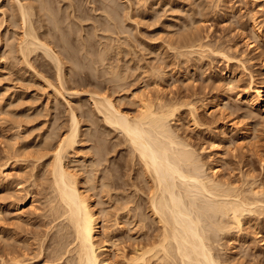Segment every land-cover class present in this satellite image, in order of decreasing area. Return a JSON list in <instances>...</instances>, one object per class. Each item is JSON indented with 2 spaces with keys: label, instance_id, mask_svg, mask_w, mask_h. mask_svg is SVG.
<instances>
[{
  "label": "rangeland",
  "instance_id": "374dc122",
  "mask_svg": "<svg viewBox=\"0 0 264 264\" xmlns=\"http://www.w3.org/2000/svg\"><path fill=\"white\" fill-rule=\"evenodd\" d=\"M76 1L77 5L80 4L79 9H81V6L85 7V4H88V7L86 5L87 8L82 9L84 12L85 9H87L86 11L88 13H90V10H93L91 12L93 21L88 19V21L84 20V23L77 18L71 20V17L67 20L66 14L62 12H66L68 10L67 8H69L70 11L71 3L77 6ZM96 1H98V3ZM99 1L100 4L103 3V5L99 6ZM110 1L113 0H106L107 4L104 3V0H92V3L89 1L87 2V0H82L81 2L78 0H75V2L74 0H62V2L59 3L61 6L56 0L53 2L51 1V8L54 9L55 7L56 10H60L58 15L61 13V16H66L63 18L65 21L62 22V25L64 27H67V24L68 26L70 25L68 29L65 28V31L67 30L69 33L68 35H70L71 32L72 37L70 38L71 35L69 36L70 42L74 41V43H77V48L73 44L71 46H73L72 51H78L79 53V58L76 62L79 65H75V67L78 66V69L76 67V70L74 71V67H72L74 63L69 62V65L66 66L71 70L68 69L70 71L68 72L69 76L71 77L70 73H73L75 76V72L77 71L76 74H83L88 77L86 78L83 75H80L83 79L85 78V80H83L80 76L78 78V75H76L77 82L79 83L75 86L72 83V80H69L66 84H69V86L72 84L73 88L79 90L78 94L77 96L74 94L75 96L73 95L71 98L68 94H66L65 98H62V95H60V98L59 95H54L55 92L53 90V85L44 82V78H47L48 80L51 79L50 81L54 85L59 84L57 83L56 71L53 67V63L49 64L52 61L48 63L50 60L45 57L44 61L47 60L44 62L42 60L44 55L41 53V56H43L42 59H40L41 57H35V62H38H32L33 64H29L31 67H28L29 65L27 62H24L23 58H21L22 56L18 55L19 52L16 51L17 46L14 45H16L15 39L18 36L16 33L20 32V25L19 29L18 26H14L18 25L16 22L17 15L12 16L15 10L17 13L18 6H14L16 3L14 0H0V24L7 23L0 26V54L2 55H0V165H3V163L10 164L8 169L11 174V177L7 182L2 183V180H0V249L2 248L1 246L10 248L12 245H24L30 242L31 245L35 241L36 236V238L41 239L39 241H42V239L45 240V245L47 244V241L49 244H55L56 238L54 239V235L51 236V234H53L54 231L56 233V230L53 228L54 231L49 230L50 235H48V237L46 235L48 234L47 228H49V226L46 225V220L48 218L45 216L48 211L47 197L49 198L48 194L51 192L49 190L51 175H49V171L47 170L49 166L47 167L46 164L53 154L52 151H54L52 149L53 147L50 149L47 145H50L51 143L52 146H54L60 136L66 134L69 126L70 111L71 109H74L80 116L79 118L82 122L80 124L81 133H79V137L77 138L79 140L78 143L74 148L69 150L66 162L70 165L71 169L78 174L77 176L80 186L84 192L88 191L86 193L91 196L90 199L94 202L98 214H102H100V217L102 216L101 220L103 219L101 224L103 223L102 225H105L106 228H104L110 236H106L108 235L106 233H100L98 236V240H100L99 242L103 243L102 240L105 238L107 239L108 237H112L108 238L109 242L114 239L113 241L115 243L111 241V243H109L111 246H107L110 251H105L106 254L108 252V255H106L105 252L101 255L104 257L112 256L111 258L113 260L118 259V264H140L137 261H134L135 263L126 262L130 256L133 257L135 255L133 250L137 246H142L147 237L143 232L148 230V228H146L148 225L144 228V231L141 227L140 221L138 222L139 217L136 213L137 211L140 213L145 211V214L147 213V219L150 222L154 216H152L150 209H146L145 207L144 209L142 208L143 210H139L141 208H138L137 210L134 209L136 211L131 210L130 213H127V209L124 207L126 206L124 205V197L126 196L127 198L128 195L132 200H138V195L141 192L138 194V192H136L137 190L135 191L134 187L130 185V182H136V172L141 165L137 164L138 160L136 157L134 160H131L132 153L131 149H129L131 147H129L128 142L125 141L123 133H120L119 130L114 129L113 127H109L107 122H105L107 123L106 125L104 119H102L103 117L100 115L101 113H97L95 108H93V92L95 94L97 93V95L99 94V97L102 94L104 95V93L109 94L115 99L117 106H122L121 109H125V111L129 112L131 115H134L139 111L141 99H144L142 102L147 100L146 102L161 103L162 105H160L162 106V109L173 107L174 109H172L175 111V116L172 120L173 124L171 123V126L180 134L183 140L189 141L195 148H197V152H200L199 156L208 166L207 172L210 176L224 181L226 180L229 183L231 182L230 184L233 183V186L237 185L243 189H247V187L249 188L254 178L257 181H263L264 183V113L259 107L252 109V111L250 110L251 112H254L249 113L250 107L247 102H245V99L240 102L237 99L236 94L237 92L244 93L245 90H247L250 84L251 75L254 77L256 84L264 83V57L263 54L261 55L260 53V51L262 52L264 49V39L260 37L257 38L258 36L256 37V34L253 33L254 25L259 23L264 26V0H114L113 3L111 2V5ZM12 2L14 3L12 4ZM34 3H36V1H34ZM38 3L39 2L36 4ZM55 3L58 6L55 5ZM65 5H67V7H65ZM92 5L93 7H91ZM115 5L117 7L113 9L112 7H115ZM56 6L58 8H56ZM94 6L96 11L93 9ZM63 7L65 9H62ZM103 7L105 10L102 11ZM2 9L5 10L7 17L6 15L3 17L4 12L2 13ZM112 10H116V15H114L115 13ZM104 11H107L106 14ZM109 11L110 13H108ZM107 13L110 14V16L113 15V17L111 16L112 18H110L108 16L110 19H107L106 21L105 15L107 16ZM127 15L130 16L127 17ZM3 19L5 22H3ZM111 19H114L116 22ZM14 20L16 24L14 23ZM75 20L79 21L78 24H81L82 26L76 24L77 22ZM108 20H111L114 24L118 23L120 26L115 24V26L117 25L118 27H114L111 21L108 23ZM90 21L92 24H90ZM102 21H104V24ZM11 22H13V25ZM64 22L65 25L63 24ZM99 23L103 25L104 29H102L101 26L98 27V25H100ZM105 23L108 24L106 25ZM96 24L98 29L100 28L98 31H96ZM109 24L112 25H110L111 29ZM89 25H91V28L93 27L95 31L92 30L93 28L90 29ZM73 26L76 27L73 28ZM112 27H114V29H112ZM69 28L71 29L69 30ZM87 28H89L90 31H87ZM115 28H119V30H117V33L119 32L118 35ZM72 29L73 32L71 31ZM107 29L115 31L112 33ZM75 30H79L80 33L84 32L85 34L82 33L81 35H84L83 37H85V39L79 33H76ZM188 30L189 32L193 31L195 37L198 36L196 38L203 40L201 42L205 44L207 43L211 46V49H207V47L203 52L204 54L200 50L197 51L202 54H199L198 52H195L196 54L194 52H189V54L187 53L185 56L178 54L177 51L182 47L180 45H183L182 43L185 42L181 35L184 32H188ZM73 33H75L76 36H79V38L76 37L75 34L73 36ZM80 37L85 41L80 39ZM86 37L92 39L90 40V38L87 39ZM113 38H115V40ZM181 38L182 40H180ZM83 41L88 44L86 53L88 52L87 55L90 57H87L86 53L84 57L85 49L83 50V48H81L82 50L80 51V46ZM115 41H117V44L114 45ZM89 44H91V46ZM177 45L180 47H177ZM12 46H14L13 50H15L14 52H9V49H11ZM104 48H108V52L110 49L114 52L111 50L109 55L107 52L106 54L108 57L104 54L103 58L101 53ZM184 48L185 47H182L183 50L181 49V51L187 50ZM95 49L96 52L94 54L93 52ZM223 49L228 50L231 55L229 61L225 60V57L222 58V56H220V50ZM216 51L218 54H216ZM89 52H92L93 54L91 55ZM91 56L96 60L92 59ZM96 56L98 57L96 58ZM201 56L203 57L201 58ZM2 57L3 59H1ZM105 57L107 58L106 60H104ZM98 58L100 59L97 60ZM80 59L81 62H83L84 68L79 61ZM84 60H87L85 64ZM102 60L103 62H101ZM98 61L100 62L98 63ZM80 65L82 67H80ZM94 66H96L97 70ZM29 68H32V70H29ZM110 68L111 71L114 69L115 71L113 72L119 73L121 78L123 76V79L121 80H124V78L126 79L124 80L126 84L120 83L122 87L124 86L123 88L118 87V81L115 84L117 78H114V80L111 78V74H113L112 77H114V73L109 72ZM88 69H90V72ZM107 71L109 72L108 74ZM106 74L109 76L108 78H106ZM40 76H44V78L41 77L43 78L41 79ZM74 76L73 78H75ZM231 78L235 79V85H233V88L226 86V82ZM112 80L113 84L111 83ZM121 80H119V82ZM79 84L80 86L82 84V86H77ZM49 86L51 88H49ZM115 86L118 88L116 87V89ZM97 95L95 96L98 97ZM62 99H64V101ZM193 105L196 106V120H193L194 114L190 112V108ZM226 131L231 132L229 138H226L224 135ZM46 142H49V144H45ZM43 145L47 146L46 148L44 146V148L48 151L45 149L43 151L48 152V156L43 160L41 159L42 161L36 160V156H38L39 151H42L40 149H42L41 147H43ZM99 149L101 153L103 151L104 156H101L102 164L98 166L99 164L97 163L96 165V167L98 166L99 171L96 169L97 171L94 170L93 173H86V170L90 169V166L92 169L91 162L95 159L94 157L98 158ZM49 151L52 153H49ZM36 163L37 165L35 166ZM108 166H111L110 169H108ZM104 176H107L108 178L111 176L113 180L115 179L114 183L116 182L117 184V189L113 188L110 191L111 193L109 196V192H104L105 189L101 185V180ZM90 181L92 182L91 185ZM244 181L246 182L244 183ZM93 190H95V192ZM27 192L30 193L31 198L26 201L25 208L16 211L12 204V200L18 198V196L24 198V195H26ZM144 196L145 195L141 194V198H144ZM136 201L130 205L132 207L135 206ZM100 210L102 211L99 212ZM126 214L129 215L127 216ZM157 224L158 223L156 222L154 225ZM104 228H102V232ZM230 229L231 230L223 231L224 234L221 235L217 243H214V245H218L217 248H215L219 251L217 253H220L224 258L229 259L233 255L231 257V264H264V213L260 215L257 213L256 216L255 213H251L250 215L247 213L240 229L235 226ZM37 232L40 235H38ZM147 232L148 231H146L145 234ZM143 235L145 236V239L143 238ZM44 237L47 238L45 239ZM15 241H17V244H14ZM112 242L116 245L112 244ZM32 246L35 248L39 245L33 244ZM45 252H48V250ZM45 260V255H42L40 258L41 263H39L46 264V262H43ZM158 262L160 263L157 264L167 263V261L166 263H164L165 261ZM36 263L39 264L38 261L31 264ZM149 264H152V262Z\"/></svg>",
  "mask_w": 264,
  "mask_h": 264
},
{
  "label": "bare ground",
  "instance_id": "6f19581e",
  "mask_svg": "<svg viewBox=\"0 0 264 264\" xmlns=\"http://www.w3.org/2000/svg\"><path fill=\"white\" fill-rule=\"evenodd\" d=\"M14 1H16L14 6H18L17 7V13L15 10V12H13V14H12V16L17 15L16 22L18 25H14V26L15 27L18 26V29H19V25H20V29H19L20 32H18V33L15 32L16 34H18V36L15 39L16 45H14V46H17L16 51L19 52L18 55L22 56L21 58H23L24 62H27L28 65L29 64L31 65V64H33L32 62L36 61L35 57L36 58L41 57L40 59H42L43 56H41V53H43L42 54V55H44V57L42 59L43 61H44L45 57L48 60H50V61H48V63L52 61L49 64L53 63V67L56 71L55 73H56L57 83H59V84L54 85L50 81L51 79L48 80L47 78H44V76H40V78L43 77L45 80V81L44 80L43 81L45 83L47 82V84L53 85V87H54L53 90L55 92L54 95H59V96L62 95V98H65L66 94H68L70 98L74 94H76V96H77L79 90L73 88L72 84H70L72 87L69 86V84L68 85L66 84V83H68L69 80L70 81L72 80V83L74 84V86L77 83H79V82H77V76H76V75H78V74H76L77 71L75 72V76L73 75V73H70L71 74V77H70L68 72H70L71 70L66 67L67 65H69V62H71V63H74V65L72 66V67H74L73 68L74 71L76 70V67L78 69V66L75 67V65L76 64L79 65L78 63H76L78 58H79L78 57L79 53H78V51L77 52L72 51L73 46H71L73 44L77 48V43H74V41L73 42L71 41L72 43L70 42L69 36L71 35V32H70V35H68L69 33L67 32V30L65 31V28L68 29V27L70 25L68 26V24H67V27H64L62 25V22L65 21V20H63V18H65L66 16H67V20L70 17H71V20L73 18L74 19L77 18L79 21H83V22H84V20L88 21V19L92 20L93 16H92L91 12L93 10L91 11L88 8L90 10L89 11L90 13H88L86 11L87 9H85V12H84L82 8H87L88 4H85V7L81 6V9H79L80 4L77 5V1H76V5L78 6V8H77V6H75L71 3L70 4V7H71L70 11H69V8H67L68 9L67 11L64 10L66 12L61 11L62 13L66 14V16L63 17V16H61L62 15L61 13L59 14L60 16L58 15V12H60V10L59 11L56 10L55 7H54L55 10L51 8V5H52L51 1L53 2L54 0H50V1L49 0H33V2H32V0H29V1L28 0H14ZM34 1H36V3L37 2H39V3L36 4V3H34ZM78 1L81 2L82 0H78ZM83 1H85V0H83ZM88 1L92 3V0H87V2ZM104 1H105L104 3L107 4L106 0H104ZM113 1H110V5H111V2L113 3ZM56 2L59 4L60 2H62V0H56ZM74 2H75V0H74ZM96 2L98 3V1H96ZM13 3L14 2H12V4ZM84 3H82V4H84ZM144 3H145V1H144ZM99 4H100V1H99ZM55 5H57V4L55 3ZM86 5H87V7H86ZM90 5H89V7H90ZM101 5H103V3H101L99 6H101ZM57 6H56V8H58ZM65 7H67V5H65ZM91 7H93V5ZM104 7H103L102 11L105 10ZM107 7H108V5H107ZM116 7L117 6L115 5V7L113 6L112 8L114 9ZM99 8H101V7H99ZM99 8H97V9L100 10ZM112 8H110V9H112ZM62 9H65V8L63 7ZM93 9L96 11L95 6ZM137 9H138V7H137ZM110 11L108 13H110ZM112 11H114V13H115L116 10H112ZM104 12L106 14L107 11H104ZM2 13L4 14V15L2 14L3 17H5V15H6L5 10L2 9ZM100 14H101V12H100ZM114 15H116V13ZM130 15H127V17ZM108 16L110 18L113 17V15H111L112 16L111 17L110 14H108L107 16L105 15L106 21H107V19H110V18H108ZM6 17H7V15H6ZM96 18H97V16H96ZM114 19H111V20L114 21ZM79 21H76L77 22L76 24H78ZM110 21L108 20V23H110ZM112 21H111V23H112ZM3 22H5L4 19H3ZM16 22L14 20L15 24H16ZM96 22H97V20H96ZM102 22L104 24V21H102ZM114 22H116V21H114ZM114 22L112 24L114 25V27H116L117 25L115 26V24H118V23L114 24ZM193 22H190V23H193ZM108 23H105V24L107 25ZM2 24H4V23H2ZM2 24H0V26ZM5 24H7V23H5ZM11 24L13 25V22H11ZM63 24L65 25V22ZM87 24H88V22H87ZM90 24H92L91 21H90ZM72 25H74V24H72ZM110 25L111 24H109V27H110ZM89 26H90V29L93 28V27L91 28V25H89ZM89 26H87V27H89ZM100 26L102 29H104L103 25H101V24L98 25V27H100ZM75 27L76 26H73V28H75ZM96 27H97V24H96ZM98 27H97L96 31L100 30V28L98 29ZM114 27H112V29H114ZM79 28H81V27H79ZM18 29H17V31H18ZM70 29L71 28H69V30ZM110 29H111V27H110ZM110 29H107V30H110ZM115 29H116V33H117V30H119V28H115ZM120 29H121V27H120ZM185 29H187V28H185ZM188 29H189V27H188ZM253 29H254L253 33L256 34L255 36L256 37L258 36L257 38L260 37V38L264 39V26H262L258 23L257 25H254ZM5 30H6V28H5ZM79 30L78 31L75 30L76 33H79L80 35L82 33H84V32L80 33ZM86 30L88 31L89 28H87ZM92 30H94V28ZM127 30H129V29H127ZM71 31L73 32V29ZM110 31L113 33V31H115V30H110ZM108 33H110V32H108ZM118 33H117V35H118ZM7 34H9V33H7ZM10 34H12V33H10ZM74 34L75 33H73V36H74ZM75 36H76V34H75ZM96 36H97V33H96ZM110 36H112V35H110ZM71 37H72V35L70 36V38ZM76 37L79 38V36H76ZM82 37H80V39L84 40L85 37H83L84 39ZM181 37L183 38V40L185 42L184 43L181 42L183 45H180V46L185 47L187 50L181 51V49H182V47H181L180 50L177 51L178 54H180V55L185 56V54L187 55V53L189 54V52L190 53L198 52L200 54L201 52H199L197 50H200L203 53L207 47H208L207 49H209V48L211 49V46H209L207 43L205 44V43L201 42L203 40H201L200 38H196L198 36L195 37V34L193 31L189 32V30H188V32H184L181 35ZM89 38H87V39H89ZM182 38L180 40H182ZM91 39L92 38H90V40ZM113 39L115 40V38H113ZM17 40H18V43H17ZM2 41H3V39H2ZM4 41H6V40H4ZM84 41L82 42V44L80 43L81 46L79 45V43H78V45L80 46V51L82 50L81 48H83V50L85 49L84 50V57H85V53L87 51L86 49L88 48V44L85 43ZM117 41H119V40H117ZM117 41H115L114 45L117 44L116 43ZM75 42H76V39H75ZM101 43H102V41H101ZM91 44H92V42H91ZM91 44H89V45L91 46ZM106 45H107V42H106ZM133 45H135V44H133ZM14 46H12L11 49L8 48L10 50V51L9 50L8 51L14 52V50H15V49L13 50ZM180 46L177 45V47H180ZM251 46H253V45H251ZM4 47H5V45H4ZM101 47H102V45H101ZM131 47H132V45H131ZM111 48H112V46H111ZM78 49H79V47H78ZM112 49H110V51ZM221 49H222V47H221ZM89 50H91V49H89ZM108 50H109L108 48L102 49L101 55L103 58H104L103 55L106 54L108 52ZM223 50H220L221 51L220 56H222V58L225 57L226 58L225 60L229 61V59H231V55L229 54L228 50H226V49H223ZM131 51H133V50H131ZM92 52H89V53H91V55L93 53L95 54L96 49L93 53ZM109 52H108V55H109ZM87 53H86V56L88 57L89 55H87ZM99 53H100V51H99ZM260 53H261V55L263 54V57H264V49L262 50V52L260 51ZM2 54H4V53H2ZM216 54H218L217 51H216ZM11 55H12V53H11ZM108 55H107V57H108ZM6 56H7V54H6ZM93 56H91V58ZM203 56H201V58ZM97 57L98 56H96V58ZM13 58H15V57H13ZM1 59H3V57ZM92 59H94V58H92ZM99 59L100 58H98L97 60H99ZM106 59L107 58L105 57L104 60H106ZM88 60H89V58H88ZM94 60H96V59H94ZM124 60H125V58H124ZM17 61H18V59H17ZM79 61L81 62V59ZM84 61H85L84 62V64H85L87 62V60H84ZM37 62H35V63H37ZM99 62L100 61H98V63ZM101 62H103V60ZM129 62H130V60H129ZM196 62H197V60H196ZM48 63H47V65H48ZM81 63L80 64L83 66V62H81ZM104 63H105V61H104ZM22 64H23V62H22ZM39 64H41V63H39ZM43 64H42V66H43ZM30 65L28 67H31ZM81 65H80V67H82ZM94 67L96 68V66H94ZM32 68H33V66H32ZM32 68H29V70L30 69L32 70ZM83 68H84V66H83ZM90 69H88L89 72H90ZM102 69H104V68H102ZM96 70H97V68H96ZM108 71H107V74L109 72H113L115 70L113 69V71H111V68H110V71L109 72ZM118 72H119V69H118ZM95 73H96V71H95ZM113 73H114V77H112L113 74H111L112 76L111 75L110 76L113 80H114V78L118 79V80L117 79L115 80V84L117 83V81L119 83L118 87H122L121 84H126L124 82V80H126L125 78H124V80H121V79H123V76L121 78V75L119 73H115V72H113ZM84 74H86V73H84ZM107 74H106V76H107ZM80 75H78V78ZM73 76L76 79L73 78ZM83 76L86 77V75H83ZM108 77L109 76H107L106 78H108ZM43 78H41V79H43ZM81 78L83 79V77H81ZM86 78H88V77H86ZM96 78H97V76H96ZM53 79H54V77H53ZM250 79H251L250 84H249V87L247 88V90H245L244 93H241V92L236 93L237 99L240 102L245 99V102H247L248 106L250 107L249 111L250 110L252 111V109L259 107L261 109V111L264 113V83L256 84L254 77L252 75H251ZM83 80H85V78ZM113 80L111 81V83L113 82ZM119 80H121L123 83L121 81L119 82ZM78 81H80V80H78ZM234 82H235V79L231 78L230 80H228L226 82V86L233 88V85H235ZM69 83H71V82H69ZM77 86H80V84ZM81 86H82V84H81ZM106 87H108V86H106ZM116 87L117 86H115V88ZM49 88H51V87L49 86ZM97 89H99V88H97ZM228 90H229V88H228ZM85 91H86V89H85ZM95 95H97V93L95 94L93 92L92 93V100H93V105H94L93 108H95L97 113H99V114L101 113L100 115L103 117L102 119H104V123L107 122L109 124V127H113L114 129L119 130L120 133H123V135L125 137V141H127L129 144L128 146L131 147V148H129V149H131V153H132V155L130 154L132 156L131 160H134L136 157L138 160L137 164L141 165V166H139V168L137 169V172H136L137 173L136 182L135 181L130 182L131 183L130 185L132 187H134L135 191L137 190L136 192H138V194L141 192L138 195L139 201L136 199L137 200V201L135 200L136 205L132 207L131 203H133L135 201L132 200L131 198H129L130 196L127 195V198H126V196L124 197V202H125L124 205H126L124 207L127 209V213H130V211L131 210L133 211L134 209L137 210L138 208H141L139 210H143L145 207L146 209H150V212H152V216H154V218L151 219V222L153 223V225H152V223L147 219L148 217L146 216L147 213L145 214V211H142L141 213L139 211H137V213L135 212L136 215H138V217H139L138 222L140 221V224H141V227L143 228V230L148 225V227H146V228H148V230H146L148 232L146 234H145V232H146L145 230H144L145 232H143L144 235H146L147 237H146V240L143 242V244L141 243L142 246L140 245V246H137L136 248L134 247L135 249L133 250V252H135L134 253L135 255L133 257L130 256V258L132 257L131 260L129 257H128L129 259L127 261L125 260V258H124V260L127 263L137 261L140 264H149L150 262H152V264L160 263L158 261H163V262L165 261L164 263H166V261H167L166 264H231V262H232L231 257L233 255L230 257V259L224 258L222 254L217 253L219 251H217L215 248H217L218 245L216 246V245H214V243L215 242L217 243V241L219 240L221 235L224 234L223 231L231 230L230 228L231 227L233 228V226L238 227L240 229L243 225V219L245 218L247 213L249 215L251 213H255V216L257 213L259 215L264 213V183H263V181L259 182V181L255 180V178H254V180L252 181L249 188L247 187V189H245V188L243 189L242 187H238L237 185L233 186L232 185L233 183L230 184L231 182L229 183L226 180L224 181L222 179H218V178L210 176L207 172L208 166L199 156L200 152H197V148H195L189 141L183 140L181 138L180 134L171 126L172 120L175 116V111L173 110L174 109L173 107H172L173 109L168 108V107H167L168 109H162L161 103L157 104L154 102L153 103L152 102H146L147 100L142 102V100H144V99H141V100L139 99L141 101V104H140L141 106H139L140 109L136 114L131 115L129 112L125 111V109L124 110L121 109L122 106L121 107L117 106V104H116L117 102L109 94L104 93V95L102 94V95H100V97H99V94L97 95L98 97H96ZM60 98H61V96H60ZM62 100L64 101V99H62ZM65 103H67V102H65ZM230 104H231V102H230ZM70 105H71V103H70ZM77 108H78V106H77ZM190 110H191L190 112H192L194 114L193 120H196L197 119V116L195 117V113H197L196 112V106L195 105L191 106ZM251 111L249 113L254 112V111L253 112H251ZM93 114H92V116H93ZM69 116H70L69 126L67 128L66 134L61 135L57 142H55L56 141L55 140L54 142L56 144L54 146H52L51 143H50L51 146L47 145V146H49L48 148H50V149H51V147H53L52 149L54 151H52L53 154L50 157V160L48 159V162L46 161L47 159L45 160L47 162V164H46L47 167L49 166L48 169L47 168L46 169L49 171V175H51V184H50V189H49L51 192L48 194L49 198L46 196L47 201H48L47 202L48 211L46 212L47 214L45 216L48 218L46 220L47 221L46 225L49 226V228H47L48 234H46V235L48 237V235H50L49 230L51 231L54 228L56 230V233L53 230L54 233L51 234V236L54 235V239L56 238L55 239L56 242L54 241L55 244L52 245V244H49L47 241V244L45 245V240L42 239V241H39L41 239L36 238L37 237L36 236L33 244L39 245V246H36L35 248H33V246H32L33 244L30 245L31 242L28 244L19 245L16 243L17 241L14 242V244H17V245H12L10 248H5L6 246L5 247L1 246L2 247L0 249V263L1 264H31V263L36 262V261H38V263H39L42 255H45L46 260L43 262H46V264H48V263H50V264H118L119 263L118 259L113 260L111 258L112 256L104 257L103 255H101L105 251L109 250V247H107V246H109L110 245L109 243H111V241H113L114 239L110 240V242H109L108 238H112V237H108L107 239L105 238L106 240L101 239L103 241V243L99 242L100 240H98V236L100 235V233L108 234L106 236H110V234L106 232L105 225L103 226L102 225L103 223L101 224V221L103 220V219L101 220L102 216L100 217L101 213L98 214V211L95 208L96 206H94V202L90 199L91 196L86 193L88 191L84 192L82 190L80 183H79V180H78V176H77L78 174H76L75 171L72 170L70 165L66 162V157H67V154L69 153V150L74 148L75 145L79 141L77 138L79 137V133H81L80 124L82 123L80 121V118H79L80 116L78 115V113L74 109H71ZM107 123H105V124L107 125ZM94 131H96V130H94ZM230 133L231 132L226 131V133H224L225 137L229 138L231 136ZM49 142H46L45 144H49ZM44 146H45V148L47 147L46 145H43V147H41L42 149H40V150L43 151L45 149ZM96 149H98V148H96ZM42 151L38 152V156H36L37 154L35 155L37 157V158L35 157L36 160L42 161L43 159H45L48 156V152H46L48 150L43 151V152ZM50 152L51 151H49V153ZM101 156H103V151L101 153L100 149H99L98 158L94 157L95 159H93L91 162L92 163V169L90 166L91 170L87 169L86 173L90 174L91 172L93 173L94 170L98 169V166H100V164H102L101 163L102 162ZM105 156H106V154H105ZM97 163L99 165L96 167ZM133 164H136V163H133ZM9 165L10 164H8V163H3V165H0V180H2V183L7 182L11 177L10 176L11 174L9 173V169H8ZM36 165H37V163L35 164V166ZM108 167H105V168H108ZM110 167L108 169H110ZM84 168H85V166H84ZM98 171H99V169H98ZM111 176H110V178H108L107 176H104L101 180L102 181L101 185L105 189V190L104 189H102V190H104V192L105 191L109 192L108 196L111 193L110 191L113 188L117 189V184H116V182L114 183L115 179L113 180L111 178ZM85 178H87V177H85ZM99 181H100V179H99ZM118 181H119V179H118ZM245 182L246 181H244V183ZM91 184H92V182L90 181V185ZM248 184H250V183H248ZM105 186L107 187V189ZM118 187H119V185H118ZM121 187H122V184H121ZM100 188H101V186H100ZM93 191L95 192V190H93ZM141 194L145 195L144 198H141ZM30 198H31L30 193L27 192V194L24 195V198H20L18 196V198H15L14 200H12V202H13L12 204L14 205L15 210L19 211V210H22L23 208H25L26 201ZM47 204H45V205H47ZM44 210H46V209H44ZM136 210H134V211H136ZM101 211L102 210H100L99 212H101ZM121 211H122V209H121ZM126 215H124V216H126ZM132 220H134V219H132ZM146 220L149 221L150 224ZM156 222L159 224V226H158V224L154 225V224H156ZM131 224H133V223H131ZM102 228H104L103 232L101 231ZM45 230H46V228H45ZM37 234H38V232H37ZM38 235H40V234H38ZM47 237H44V238L46 239ZM143 238L145 239V236ZM222 238H223V236H222ZM113 242H112V244L115 243V242L114 243ZM24 243H26V242H24ZM114 245H116V244H114ZM124 246H125V244H124ZM128 248H130V247H128ZM46 250H48V252H45ZM125 251H126V249H125ZM105 254H106V252H105ZM121 254H123V253H121ZM106 255H108V252ZM162 259H164V260H162ZM156 261H157V263H156Z\"/></svg>",
  "mask_w": 264,
  "mask_h": 264
}]
</instances>
